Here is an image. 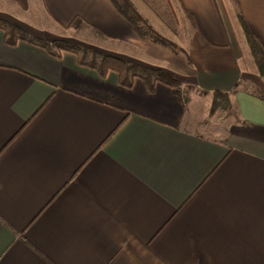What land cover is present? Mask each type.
<instances>
[{
    "label": "crops",
    "instance_id": "0c3cea01",
    "mask_svg": "<svg viewBox=\"0 0 264 264\" xmlns=\"http://www.w3.org/2000/svg\"><path fill=\"white\" fill-rule=\"evenodd\" d=\"M122 1L163 44L110 0H0V18L46 41L89 30L190 96L0 29V264H264V75L240 23L264 47V0ZM214 91L233 103L221 136L184 125Z\"/></svg>",
    "mask_w": 264,
    "mask_h": 264
},
{
    "label": "trees",
    "instance_id": "16d2710c",
    "mask_svg": "<svg viewBox=\"0 0 264 264\" xmlns=\"http://www.w3.org/2000/svg\"><path fill=\"white\" fill-rule=\"evenodd\" d=\"M110 1L118 12L130 21L138 35L142 37L149 36L154 41L162 44L164 43L161 38L151 34L142 25L138 16H136L122 0ZM79 21V19L75 18L70 25L73 26ZM240 23L257 72L259 75H264V47L258 38L251 33L245 21L241 19ZM0 29L4 31V42L7 45L12 46L15 45L18 40H22L32 45L42 47L48 53L56 57L60 55L61 51H69L77 56L80 65L96 69L101 76H104L109 70L115 71L118 74L119 84L121 86L131 87L135 79H140L145 84L147 90L152 91L154 86L160 83L171 89L173 95H175L183 107L190 101V96L183 87L181 81L162 68L130 62L121 57L89 49L78 43L67 40L53 39L46 41L38 35L2 18H0ZM259 93V95L264 97V91H259ZM232 107L233 103L227 92L214 91L212 93V100L209 108L210 115L220 109L230 111Z\"/></svg>",
    "mask_w": 264,
    "mask_h": 264
},
{
    "label": "rangeland",
    "instance_id": "374dc122",
    "mask_svg": "<svg viewBox=\"0 0 264 264\" xmlns=\"http://www.w3.org/2000/svg\"><path fill=\"white\" fill-rule=\"evenodd\" d=\"M182 29H178V34L182 33ZM60 35L68 40L78 41L77 43L87 48H93L92 32L86 29L81 31H73L72 29L62 30ZM208 99V98H207ZM208 104V102H207ZM204 100L194 96L190 109H188L184 121V125L191 127L197 131H201L206 135L221 136L224 134V127L232 120L229 111L217 110L214 114H209V107ZM189 118V119H188ZM202 124L201 126L198 124Z\"/></svg>",
    "mask_w": 264,
    "mask_h": 264
}]
</instances>
